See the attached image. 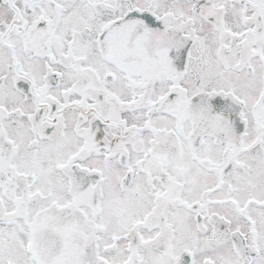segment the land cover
Returning a JSON list of instances; mask_svg holds the SVG:
<instances>
[{"label":"snow or ice","instance_id":"obj_1","mask_svg":"<svg viewBox=\"0 0 264 264\" xmlns=\"http://www.w3.org/2000/svg\"><path fill=\"white\" fill-rule=\"evenodd\" d=\"M0 264H264V0H0Z\"/></svg>","mask_w":264,"mask_h":264}]
</instances>
